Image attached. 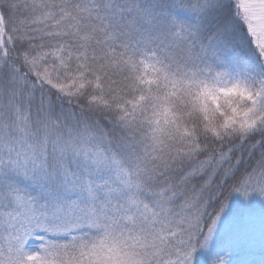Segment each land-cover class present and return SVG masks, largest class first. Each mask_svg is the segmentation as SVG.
Masks as SVG:
<instances>
[{
    "label": "snow or ice",
    "instance_id": "6c2138e0",
    "mask_svg": "<svg viewBox=\"0 0 264 264\" xmlns=\"http://www.w3.org/2000/svg\"><path fill=\"white\" fill-rule=\"evenodd\" d=\"M0 264H264V0H0Z\"/></svg>",
    "mask_w": 264,
    "mask_h": 264
}]
</instances>
